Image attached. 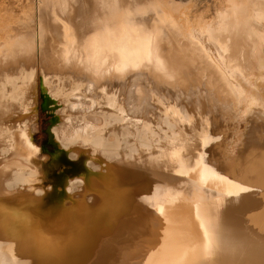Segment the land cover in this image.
Masks as SVG:
<instances>
[{
	"label": "bare ground",
	"instance_id": "1",
	"mask_svg": "<svg viewBox=\"0 0 264 264\" xmlns=\"http://www.w3.org/2000/svg\"><path fill=\"white\" fill-rule=\"evenodd\" d=\"M184 1L0 0V264H264V0Z\"/></svg>",
	"mask_w": 264,
	"mask_h": 264
},
{
	"label": "rangeland",
	"instance_id": "2",
	"mask_svg": "<svg viewBox=\"0 0 264 264\" xmlns=\"http://www.w3.org/2000/svg\"><path fill=\"white\" fill-rule=\"evenodd\" d=\"M176 1H178V0H176ZM195 1H197V0H192V1H190L189 0V2H188V0H185L184 2L185 3H188V4H191V3H194ZM198 1H199V3H198ZM197 2H195V3H198V6L200 7L201 5H203V6H201L202 8H204V6H207L208 4L209 5H211L212 3H211V1H213V0H198ZM208 2V3H207ZM210 2V3H209ZM206 3H207V5H206ZM200 4V5H199ZM40 61H42V58L39 56L38 57V70L40 69V64H42V62H40ZM40 84H41V77H40ZM39 84V85H40ZM51 93V92H50ZM50 93H47V94H45V95H42L43 94V92H42V89L41 88H39V95L41 94L42 96H43V98L45 99V104L43 105V107H44V110L46 111V114H45V116H44V121H42L41 120V116H40V113H39V107H40V102H39V95H38V118H37V122H36V130H33V129H31L30 131H31V134H32V136H33V144H32V149H33V151H34V149H43V150H45V155H53V154H55L57 151H59V149H61V150H64V151H67L65 148H60V146H56L55 145V143H54V140H55V138L53 137V129L54 128H56L57 126H58V124H59V115H58V112L61 110V107L59 106V104H55L54 102H53V96H52V93L50 94ZM47 100H49V107H45L46 106V104H47ZM72 103V102H71ZM70 103V104H71ZM42 107V108H43ZM227 129H230V133H229V131L228 130H226L224 133H225V135L227 136L228 134H230V135H228L227 137L225 136V141H226V144H227V142H229V138L230 137H232V134H233V130L231 129V128H227ZM228 134H227V133ZM223 134V133H222ZM223 136H224V134H223ZM222 136V137H223ZM222 137H221V139H222ZM227 138V139H226ZM233 139L234 138H230V140L231 141H233ZM223 140H224V137H223ZM224 141V142H225ZM230 141V142H231ZM56 142V141H55ZM224 142H223V144H224ZM26 142H23V144H25ZM54 143V144H53ZM57 143V142H56ZM243 144V146H244V143H243V141H239V142H237V151H236V155H239L240 153L242 154V152L241 151H245V149L244 148H246V146L243 148V146H242V144ZM56 147V148H55ZM48 150V151H47ZM240 154V155H241ZM239 155V156H240ZM223 160V159H222ZM222 162V164H223V162H225L224 160L223 161H221ZM253 162V161H252ZM252 162H251V159L249 158V163H250V165L252 164ZM253 166V165H252ZM259 179V178H258ZM263 207V206H262ZM256 216L257 217H261V216H264V207L263 208H261V209H258L257 210V212H256ZM247 226H245V228H246Z\"/></svg>",
	"mask_w": 264,
	"mask_h": 264
},
{
	"label": "trees",
	"instance_id": "3",
	"mask_svg": "<svg viewBox=\"0 0 264 264\" xmlns=\"http://www.w3.org/2000/svg\"><path fill=\"white\" fill-rule=\"evenodd\" d=\"M39 102H40L39 113L41 116V120L44 121V116L46 114V111L42 107L45 104V99L41 94L39 95Z\"/></svg>",
	"mask_w": 264,
	"mask_h": 264
},
{
	"label": "snow or ice",
	"instance_id": "4",
	"mask_svg": "<svg viewBox=\"0 0 264 264\" xmlns=\"http://www.w3.org/2000/svg\"><path fill=\"white\" fill-rule=\"evenodd\" d=\"M109 107H111V105H109ZM129 115H131V113H129ZM120 123H123L124 121L122 119L119 120ZM137 124H139V121H136ZM34 151H39V149H34Z\"/></svg>",
	"mask_w": 264,
	"mask_h": 264
},
{
	"label": "water",
	"instance_id": "5",
	"mask_svg": "<svg viewBox=\"0 0 264 264\" xmlns=\"http://www.w3.org/2000/svg\"><path fill=\"white\" fill-rule=\"evenodd\" d=\"M42 92H43V91H42ZM42 95H45V93H43ZM48 105H49V103H47L45 107H49ZM43 109H44V107H43ZM59 151H64V150H61V149H60Z\"/></svg>",
	"mask_w": 264,
	"mask_h": 264
}]
</instances>
